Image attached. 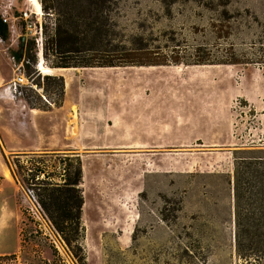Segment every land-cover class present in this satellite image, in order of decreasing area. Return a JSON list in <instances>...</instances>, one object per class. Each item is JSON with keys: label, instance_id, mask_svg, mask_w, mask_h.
<instances>
[{"label": "rangeland", "instance_id": "rangeland-1", "mask_svg": "<svg viewBox=\"0 0 264 264\" xmlns=\"http://www.w3.org/2000/svg\"><path fill=\"white\" fill-rule=\"evenodd\" d=\"M39 2L41 12L0 0L10 30L0 40V129L13 142L11 120L24 118L14 102L30 107L39 144L3 151L0 264H77L17 166L58 181L67 158L71 171L81 163L85 264H170L184 244L190 264H245L234 247L233 160L236 149L264 153V0H114L106 38L137 64L76 68L50 67L55 15ZM20 38L34 43L29 75L10 52ZM18 71L28 83L12 95Z\"/></svg>", "mask_w": 264, "mask_h": 264}, {"label": "trees", "instance_id": "trees-1", "mask_svg": "<svg viewBox=\"0 0 264 264\" xmlns=\"http://www.w3.org/2000/svg\"><path fill=\"white\" fill-rule=\"evenodd\" d=\"M113 4L114 0H46L43 8H46V12L51 10L55 15L52 32L46 36L44 44L46 59L49 52L53 56L50 67L136 65L132 60L116 57L114 54L120 48L106 38L107 33L115 26L108 16ZM9 35V26L0 15V39L6 41ZM33 44L29 41L26 45L20 38L17 49L10 51L17 62L23 61L26 75L33 71L29 62L36 60ZM62 86L61 78V92ZM246 152L249 154H244ZM4 160L7 162L5 156ZM75 163L74 170L71 171L72 162L69 158L63 162L64 177L58 181H53L45 170L36 171L16 165L20 170L26 171L25 175L30 179L40 209L63 242L66 251L77 264H85L81 245L84 237L81 224L83 196L79 187L82 169L79 159ZM24 180L27 181L25 178ZM233 191V237L236 254L245 264H261L264 258V153L235 150ZM72 242L76 243L75 246ZM181 250L176 256L177 260L170 264L192 262L193 251L189 246L184 244ZM52 251L57 255L55 248ZM165 264L169 262L166 261Z\"/></svg>", "mask_w": 264, "mask_h": 264}, {"label": "crops", "instance_id": "crops-1", "mask_svg": "<svg viewBox=\"0 0 264 264\" xmlns=\"http://www.w3.org/2000/svg\"><path fill=\"white\" fill-rule=\"evenodd\" d=\"M3 75L0 72V84L2 83ZM7 104L11 105L10 102ZM16 108L15 112L21 113L24 116L21 120L18 116L12 118V135L15 137L13 142H10L4 132L0 129V176L2 175L1 166L3 162V151L4 152H29L39 148V144L34 140L33 134V122L35 114L30 107L22 108L14 102ZM20 105V104H19ZM22 106V104H21ZM13 108V107H12Z\"/></svg>", "mask_w": 264, "mask_h": 264}, {"label": "built area", "instance_id": "built-area-1", "mask_svg": "<svg viewBox=\"0 0 264 264\" xmlns=\"http://www.w3.org/2000/svg\"><path fill=\"white\" fill-rule=\"evenodd\" d=\"M24 15L25 16L27 15L26 12L24 13ZM2 20L4 22H6V18L4 16H2ZM41 35H42V28H41V26H39V28H38V37H35V41H36V44H37V46L39 48L38 52L40 53V56H41V52H42V49H41L42 48V36ZM38 52H37V54H38ZM14 65H16L15 62H14ZM16 68L18 70H20L19 69V64L17 65ZM27 83H28V80H27L26 76L21 71H18L16 73L15 77H13L10 80L9 84L6 87V90H8L12 95H19V94H21V86L22 85H26ZM33 199L36 202V204L38 205L37 200L35 199L34 196H33Z\"/></svg>", "mask_w": 264, "mask_h": 264}, {"label": "bare ground", "instance_id": "bare-ground-1", "mask_svg": "<svg viewBox=\"0 0 264 264\" xmlns=\"http://www.w3.org/2000/svg\"><path fill=\"white\" fill-rule=\"evenodd\" d=\"M29 1V3L33 6V8L35 9V11L36 12H41V6H40V2H39V0H28ZM40 55V54H39ZM37 67H38V70L39 71H41V72H43V73H45V74H52L53 73V71H54V68H50V67H48V66H45L44 64H43V61H42V59L39 57V60H38V65H37ZM76 114V110H75V108H72V113H71V115H75ZM5 175L6 176H8L9 175V173H8V169L6 168L5 169Z\"/></svg>", "mask_w": 264, "mask_h": 264}, {"label": "water", "instance_id": "water-1", "mask_svg": "<svg viewBox=\"0 0 264 264\" xmlns=\"http://www.w3.org/2000/svg\"><path fill=\"white\" fill-rule=\"evenodd\" d=\"M63 68H65V67H63Z\"/></svg>", "mask_w": 264, "mask_h": 264}]
</instances>
